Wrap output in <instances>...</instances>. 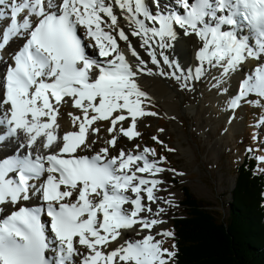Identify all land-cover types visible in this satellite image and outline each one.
Here are the masks:
<instances>
[{
    "label": "snow or ice",
    "instance_id": "1",
    "mask_svg": "<svg viewBox=\"0 0 264 264\" xmlns=\"http://www.w3.org/2000/svg\"><path fill=\"white\" fill-rule=\"evenodd\" d=\"M174 4L0 0V147L18 153L0 159V208L16 209L0 219V264H176L160 206L172 200L159 195L165 173L184 175L166 167L174 149L163 128L150 137L159 152L119 139L142 138L139 125L157 115L145 76L182 91L210 81L230 110L264 98V0Z\"/></svg>",
    "mask_w": 264,
    "mask_h": 264
},
{
    "label": "rangeland",
    "instance_id": "2",
    "mask_svg": "<svg viewBox=\"0 0 264 264\" xmlns=\"http://www.w3.org/2000/svg\"><path fill=\"white\" fill-rule=\"evenodd\" d=\"M235 85L236 83H231V87H235ZM206 86L211 87L212 82L197 84L196 88L201 91ZM145 93L152 101L148 110L157 113L154 117H147V122L158 126L157 129L163 128L165 134L159 138L167 144L168 148L174 149L171 153H164L170 162L166 167L171 166L177 172L184 173L182 177L172 173L163 175V179L166 181V191L162 193L161 198L162 200L171 199L173 205L160 204L161 207L167 209L164 228L170 231L172 220L176 216L180 218L185 216L182 204V187H187L188 194L194 197L196 203H206L210 206L209 209L212 208L227 216L231 191L235 182L234 171L243 160L242 154L246 149V144H256L255 147L260 152L259 156H264V148L261 147L264 146V127H261V124H264V107L260 106V102L264 98L253 96L251 99L243 101L234 113L231 112V115L235 117L234 120H229L222 114L214 116L211 111L208 114L205 112L202 114L204 123L200 129L199 126L192 125L195 120L187 116H180L182 125L178 124L176 115L174 117L169 115L170 111L162 105L159 98L150 94L149 91H145ZM213 95L217 100L222 96L214 89L210 90L209 93H205V105L209 104L208 101L213 98ZM223 97L231 101L228 94ZM253 100L256 102L253 103ZM210 109L214 110V107L210 106ZM214 111L217 109L215 108ZM228 121H231L230 127L226 126ZM195 127L196 129H193ZM210 127H214L215 131H210ZM138 131L142 138H135L130 143L124 141L122 146L131 148L133 144H139L153 146L158 149V152L160 151L159 146L150 138L157 130L154 131L151 127L146 128L144 124H140ZM178 141L181 147L177 145ZM1 148L3 152H8L9 144ZM260 164V168L264 171V163L260 162ZM163 240L164 247H170V238H163Z\"/></svg>",
    "mask_w": 264,
    "mask_h": 264
},
{
    "label": "trees",
    "instance_id": "3",
    "mask_svg": "<svg viewBox=\"0 0 264 264\" xmlns=\"http://www.w3.org/2000/svg\"><path fill=\"white\" fill-rule=\"evenodd\" d=\"M245 147L234 171L227 216L196 203L182 187L185 216H176L170 225L176 264H264V171L253 159L259 149L254 143Z\"/></svg>",
    "mask_w": 264,
    "mask_h": 264
},
{
    "label": "bare ground",
    "instance_id": "4",
    "mask_svg": "<svg viewBox=\"0 0 264 264\" xmlns=\"http://www.w3.org/2000/svg\"><path fill=\"white\" fill-rule=\"evenodd\" d=\"M167 1H169V0H167ZM173 4H174V0H172V5ZM174 7H175V4H174ZM0 38H2V37H0ZM130 40H133V43H135L134 38L130 37ZM127 58H131L130 53L128 54ZM176 59L179 60L180 57L176 56ZM253 66H255L254 63H246L231 78L230 84L232 82L236 83L235 87L230 88V93L233 97L238 90L239 81L244 78L245 72H249V73L251 72V69L253 68ZM208 83H210V82H208ZM139 86H140L142 91H144V92L149 91L150 94L159 98L162 102V105L165 108H168V110L170 111V113H168V114L172 115L173 117L176 115V117H177L176 122L180 125H182V120H181L180 116H187V117L195 120L194 122H192L193 123L192 125H197L201 129L202 124L204 123V120L202 118V114H204L205 112H207V114H208V112L211 111L214 116H216L218 114H222V115H225L227 117V119L230 120V116H229L230 112L234 113L237 109L236 108V109L230 110L228 108V104L231 101L224 98L223 96H220L219 99L217 100V99H215V96L213 95L212 96L213 98L209 99V101H208L209 104L205 105L204 104V102H206L205 98H204V97H206L205 93H209L210 90L214 89V88H212V86L211 87L206 86L205 88H203V90L200 88L201 91L198 88H196L195 91H182L175 86L173 81L167 80L163 77L155 76V75L151 76V77H146V76L142 77L139 80ZM240 104L241 103H238V106ZM210 106L214 107V110L216 108L217 111L211 110ZM69 110H71V109H69ZM71 111H73V114H75V110H71ZM145 122L148 125H150L151 129H153L154 131L157 130L158 126H154L153 123L152 124L148 123L147 118H146ZM176 122L174 121V124H176ZM60 123H61L62 129H70L73 126L71 123L70 117H67V115H65V117L60 121ZM230 123H231V121L226 122V126L230 127V125H229ZM193 129H196V127ZM210 131H212V132L215 131L214 127L213 128L210 127ZM103 138H107V134H105V136ZM133 140H135V138ZM124 141H127V140L126 139H119V145L118 146H122ZM8 144H9V151L8 152H3L2 148L0 147L1 148L0 149V159L5 158L7 155H15L16 154V152L14 150H12L14 148V145L11 143H8ZM177 145L179 147H181L179 141L177 142ZM190 151H192V150L190 149ZM162 193L163 192L159 193V195L161 196ZM154 206L155 205H153V208H154ZM14 209H15V206H7V211H5L4 208H0V212L3 213V215H0V218H3L4 215H7L8 213H10ZM137 238H139V237H137ZM156 238L158 239L159 236H157Z\"/></svg>",
    "mask_w": 264,
    "mask_h": 264
}]
</instances>
